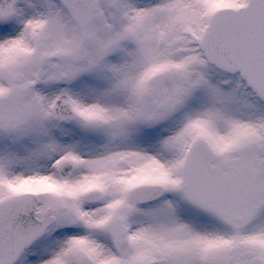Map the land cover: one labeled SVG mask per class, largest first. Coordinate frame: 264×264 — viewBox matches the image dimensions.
Returning a JSON list of instances; mask_svg holds the SVG:
<instances>
[{"label": "snow or ice", "instance_id": "1", "mask_svg": "<svg viewBox=\"0 0 264 264\" xmlns=\"http://www.w3.org/2000/svg\"><path fill=\"white\" fill-rule=\"evenodd\" d=\"M0 264H264V0H0Z\"/></svg>", "mask_w": 264, "mask_h": 264}]
</instances>
